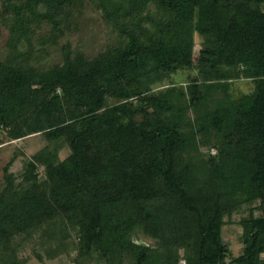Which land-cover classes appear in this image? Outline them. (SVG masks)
I'll return each mask as SVG.
<instances>
[{
	"label": "trees",
	"instance_id": "1",
	"mask_svg": "<svg viewBox=\"0 0 264 264\" xmlns=\"http://www.w3.org/2000/svg\"><path fill=\"white\" fill-rule=\"evenodd\" d=\"M88 8L117 34L93 57ZM4 37L0 148L47 145L2 169L0 264L36 235L60 264H264V0H0Z\"/></svg>",
	"mask_w": 264,
	"mask_h": 264
},
{
	"label": "rangeland",
	"instance_id": "2",
	"mask_svg": "<svg viewBox=\"0 0 264 264\" xmlns=\"http://www.w3.org/2000/svg\"><path fill=\"white\" fill-rule=\"evenodd\" d=\"M84 19L89 21L88 24H86V26H82L81 32L72 36L70 40L76 47L80 46L84 48L88 52V55L93 57L100 50H103L111 40L115 39L117 34L113 32V30L102 20L99 12L93 10L92 8H88L86 10ZM5 33V37H7L8 33ZM5 37L0 39V45L3 44ZM199 44L200 40L197 39V51L200 49ZM189 74L190 72H179L173 75V80L176 83H184L187 81ZM252 88V83L246 80L237 82L233 87L234 92L236 93H247L250 92ZM46 145L47 141L42 135L32 136L25 140L12 143H5L3 147L0 148V183L3 181V167L16 153H18V151H24L26 156L20 155L11 169V171L17 175L23 171L24 162L27 158L36 154ZM69 153V149H64L61 152V158H66ZM248 214V212L236 214L232 219V223L226 225L223 230L224 242L229 246L234 257L239 256L243 250V243L241 239L242 229L235 222L239 221L242 217H245ZM141 237L146 243L151 244L152 246L154 245V241L152 239L145 238L143 236ZM40 243L39 235H36L34 242H27L21 250L20 255L28 258L29 264H60L61 260L64 261V259H67L63 256L61 260H49L47 252L50 248L55 247V243H52L45 248H42ZM37 255H41L44 258V261L41 262ZM75 256L76 253L73 252L72 257L74 258ZM181 264H184V262L182 261Z\"/></svg>",
	"mask_w": 264,
	"mask_h": 264
},
{
	"label": "water",
	"instance_id": "3",
	"mask_svg": "<svg viewBox=\"0 0 264 264\" xmlns=\"http://www.w3.org/2000/svg\"><path fill=\"white\" fill-rule=\"evenodd\" d=\"M135 243L144 247H152L151 244L146 243L142 237H140L139 239L135 240Z\"/></svg>",
	"mask_w": 264,
	"mask_h": 264
},
{
	"label": "built area",
	"instance_id": "4",
	"mask_svg": "<svg viewBox=\"0 0 264 264\" xmlns=\"http://www.w3.org/2000/svg\"><path fill=\"white\" fill-rule=\"evenodd\" d=\"M184 262V261H183ZM184 264H185V262H184Z\"/></svg>",
	"mask_w": 264,
	"mask_h": 264
}]
</instances>
